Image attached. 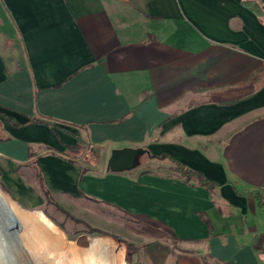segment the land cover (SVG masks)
<instances>
[{"label": "crops", "instance_id": "1", "mask_svg": "<svg viewBox=\"0 0 264 264\" xmlns=\"http://www.w3.org/2000/svg\"><path fill=\"white\" fill-rule=\"evenodd\" d=\"M79 138L98 162L70 154ZM123 148L143 152L114 171ZM263 183L264 0H0V185L17 200L47 190L145 264H264Z\"/></svg>", "mask_w": 264, "mask_h": 264}, {"label": "rangeland", "instance_id": "2", "mask_svg": "<svg viewBox=\"0 0 264 264\" xmlns=\"http://www.w3.org/2000/svg\"><path fill=\"white\" fill-rule=\"evenodd\" d=\"M93 150L84 144L79 152L81 155L91 156ZM99 153L101 155V149ZM4 193L9 196L14 207L5 202L2 197ZM24 197L25 201L23 197L17 200L4 185H0V264H52L50 261L55 252L82 249L90 243L103 246L105 249L109 246L112 251L121 254L124 262L145 264L143 260L138 259L143 246L126 240L123 236H116L113 239L105 234L91 233L90 224L84 220V223L75 221L68 214L69 211L49 202L38 186L35 185ZM7 215L12 217L8 219ZM127 221V224L134 226L135 229L141 227L139 222L131 219ZM14 222L20 223L21 228H12ZM147 224L145 223L142 231L156 229L153 225ZM159 228L163 235L171 238L166 228L162 226ZM168 243L171 246V240H168ZM177 246V242H174V248ZM75 261L76 264H81L79 260Z\"/></svg>", "mask_w": 264, "mask_h": 264}, {"label": "trees", "instance_id": "3", "mask_svg": "<svg viewBox=\"0 0 264 264\" xmlns=\"http://www.w3.org/2000/svg\"><path fill=\"white\" fill-rule=\"evenodd\" d=\"M84 144H86L85 141H83L82 139L79 138L74 145L69 146V152H70V154L72 156H74V157L80 156L81 153L79 152V150L82 148V146ZM91 148L94 149L93 150V153L91 155V158H92V161L94 163H96V162H98L101 159V155L99 153L100 148H97V147H91ZM172 161H173V163L175 165V169L178 172H180L183 176H185L187 179L196 178L201 185H205L208 188H213L215 185H217V183H215L214 181L206 178L202 173L186 167L184 164L180 163L179 161H177L175 159H172ZM45 194H46V197H47V199H48L49 202H51V203L55 204L57 207L61 208L59 206V204L50 196V194H49V192L47 190L45 191ZM249 194L252 195L253 197H255L257 199L259 206L264 207V199H263V197L261 195H259L256 191L250 192ZM2 197H3V199L5 200V202L7 204H10V205L13 206V203L11 202L9 196L6 193H4L2 195ZM68 214L71 215L70 213H68ZM72 218L75 221H77V222L84 223L83 220H80V219L75 218L73 216H72ZM91 227H92L91 228V233L93 232V233L107 234L105 231H103L101 229L95 228L93 226H91Z\"/></svg>", "mask_w": 264, "mask_h": 264}, {"label": "water", "instance_id": "4", "mask_svg": "<svg viewBox=\"0 0 264 264\" xmlns=\"http://www.w3.org/2000/svg\"><path fill=\"white\" fill-rule=\"evenodd\" d=\"M143 151L134 148L115 149L108 161V166L114 171L131 168L134 165V159Z\"/></svg>", "mask_w": 264, "mask_h": 264}, {"label": "bare ground", "instance_id": "5", "mask_svg": "<svg viewBox=\"0 0 264 264\" xmlns=\"http://www.w3.org/2000/svg\"><path fill=\"white\" fill-rule=\"evenodd\" d=\"M12 212H10L11 214ZM11 215H7L6 218H11ZM12 228L18 229L21 228L20 223L14 222L12 223ZM50 260V259H49ZM52 264H76V261L69 249H64L57 251L53 254L51 261Z\"/></svg>", "mask_w": 264, "mask_h": 264}, {"label": "built area", "instance_id": "6", "mask_svg": "<svg viewBox=\"0 0 264 264\" xmlns=\"http://www.w3.org/2000/svg\"><path fill=\"white\" fill-rule=\"evenodd\" d=\"M257 191L259 192V194L263 197L264 199V183L261 184L258 188H257ZM260 246H261V249L264 250V235L260 241Z\"/></svg>", "mask_w": 264, "mask_h": 264}]
</instances>
